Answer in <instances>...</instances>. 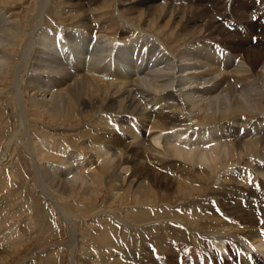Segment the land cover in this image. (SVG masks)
I'll return each instance as SVG.
<instances>
[{"label": "bare ground", "instance_id": "1", "mask_svg": "<svg viewBox=\"0 0 264 264\" xmlns=\"http://www.w3.org/2000/svg\"><path fill=\"white\" fill-rule=\"evenodd\" d=\"M19 1L23 2L24 0ZM247 1L249 0H240L239 7L233 8L235 18L229 28L219 20L221 9H215V5L222 2L221 0H213L212 4L215 11L211 10V15H208L210 10L199 5L198 7L195 5L189 7L190 4H187L188 8L181 7V9L182 15L185 13L190 15V21L199 25V27L194 26V31H191L192 27L189 30L188 35L193 40L205 45L211 43L210 39L223 41L224 44L237 43L238 45L233 47L232 51H239L237 53L239 55L236 54L234 57L239 56V62L246 64L251 75L239 74L238 69L234 68L236 72L233 69L234 72L231 74L216 78L211 77L210 70L214 60L216 64L220 63L221 60L214 59L212 52H208L205 47L200 48L198 46L195 47V49L199 48L196 52L197 58L192 56V62H189L188 65L179 62L177 71H172L173 73L167 78V80H174L176 86H180L181 79L179 78L180 80L177 82V72L187 69L196 70L200 69V66L208 65L209 68L207 69L190 72L194 76H197L198 72L201 73L202 79L200 80L206 88V93L222 87V91L229 96L226 101L227 105L225 104L227 107H223L224 103L220 97L222 92L220 91L217 105H214L213 102L215 101H212L210 107L200 103L198 107L192 108L188 104L193 103L190 100L193 97L189 94H187V98L190 99L179 97V93L177 94V91L172 87L175 86L174 84L164 83L166 78L163 76H166L165 74L160 78L159 76L153 78V81L161 83H154L155 87L152 88L142 86L136 79L130 83L126 81L115 83V79L104 80L101 75L90 74V72L95 74L102 72L101 67V69L91 67L88 71L83 72L71 63L74 67L73 72L65 71L61 67L58 71L52 65L54 62H49L50 69L46 71L45 66H38V62H41L39 58L42 56L49 58L51 52L43 51L45 49L35 44L37 27L44 19L40 12L42 8L38 11L36 8L30 9L32 12L28 13V17L21 21V25H17L18 27H14L15 22H13L14 25L10 28L9 23L6 22L10 31L2 32L0 30L2 32L0 38L2 37L1 40L4 41L3 44L0 43V51L5 54L3 55L7 65L0 71V102L5 101L10 108L14 109L17 122L14 128L16 130L12 134L14 136L9 137L5 142L6 149L0 156V167H5L4 170H7L9 177H11L9 168L13 165V161L11 160L12 156H8V152L12 147L17 149L18 146L30 154L33 153V159L29 161L34 163L35 160L37 164L41 160L57 159L65 153L66 149H72L76 146L83 147L80 153L82 156L85 155V163L81 164L78 171L81 176H84L81 178L87 179L84 180L86 183L89 182V186L86 184L80 188L77 185L78 191H81L82 194L88 193L93 189L94 179L102 178L103 183L112 190L106 207L109 208L113 205L112 203L117 197L125 205L133 203L148 207V211H136L133 218L134 220L150 219L151 222L143 225L132 224L135 227L138 225V230L147 229L152 243L147 244L145 242L147 240L144 241L145 234L147 235L145 231H142L144 234L140 233L142 239L130 238L126 242L123 239L122 242L126 245L125 253L131 255L129 260L127 258L128 261L119 264H127L126 262L128 264H156L154 258L158 264H168L172 261L170 257L172 255L175 259L183 258L182 264H186L185 261L189 260L193 261L190 262L191 264L196 261L195 256L211 255L212 253L214 254L210 258L214 264H231L229 261L235 259V256L241 255L242 252L250 255L252 264H264V125H255L257 119L264 118V42H259L257 39L255 43L258 42V45H252L250 40L249 46L244 47V41L240 42L238 36L231 35L229 31L231 27L237 28L238 25H244L247 29L250 21L255 24L256 29L261 27L259 32L256 30L258 36L264 33V23L261 26L257 25V21L260 22L261 18L256 16V19L252 21L251 18L255 16L249 17V12L244 7ZM38 2H43V0ZM255 2L253 0L249 4L254 6ZM7 3V0H0V6H6ZM132 4L135 11H137L138 6H150V9H155L153 6H156L154 5L155 0H133ZM161 8L156 9L160 10ZM225 15L227 14L225 13ZM206 17L208 18L206 19ZM16 19L18 20V18ZM262 19L264 22V18ZM94 28L92 27L90 30L92 31ZM101 28L95 30L102 32ZM132 29L136 31L138 28L133 27ZM253 33L247 31L245 35L249 36ZM120 35L123 33L117 36H108V34L103 33V37L108 40L111 37L113 40L123 39ZM217 35L220 36H218L219 39L216 38ZM91 36L89 38H92ZM176 39L172 43L166 44L165 47L168 46L174 50L179 46L178 38ZM163 42H167V38H164ZM210 48L212 49V47ZM226 61L229 63L228 59ZM35 65L40 74L48 76L52 81L50 84L56 87L55 92H52L54 88H51L49 83L37 87L34 86L33 81H28L27 71L35 68ZM68 66L70 64L66 67ZM225 66L227 67V65ZM57 72L61 74L56 75ZM115 72L117 71L113 70L109 73L115 74ZM249 77L255 79L254 88L261 89V92L253 94L252 103L247 100L253 107L255 106L254 110L249 109L250 104L248 108L243 106L241 98L235 95L238 90L237 85L244 87L243 82L246 83ZM193 81L189 80L188 83ZM200 84L199 86H202ZM224 84L226 86L223 88ZM28 90L32 91L31 95H28ZM48 94H50L48 103L45 101L42 103L36 98L38 96L45 98ZM59 107H63V111H60L62 114L57 113ZM68 111L74 112V116L83 114L85 116L82 118L85 117V121H90L78 127L80 119L76 117L74 119L71 112L67 113ZM43 115L47 116V123L41 121ZM55 122L56 124H54ZM240 122L243 123L239 124ZM73 123L77 125L70 126ZM58 124L61 127L56 126ZM2 125L4 127L5 124ZM241 127L245 131L252 130L253 127L250 139L245 140L246 135L236 136ZM14 137L16 139H13ZM171 142H175V145H169ZM32 166L34 170L33 185L39 189L40 194L45 199L55 201L54 204L58 208L57 212L69 226L70 241H72L70 242L69 253L73 263L76 264L77 260H75L74 254L77 252L74 248L76 249V242L83 241V239L82 231L78 229L77 225L72 224V219H79L81 216L79 212L78 214L75 212L71 214L63 207H59L61 201L59 199L70 198L71 183L69 180L63 179L49 182L52 176H48L46 179L42 178L41 173L43 172L38 170L35 164ZM197 182L201 184L205 182L206 185L199 187ZM49 184H54V189L51 188L52 186L49 187ZM156 187L160 188L161 193L168 194L167 200L173 196H175L173 197L175 201L178 200V203L174 204L172 208L160 207L158 212L162 213L163 216L158 219L153 216V210H149L158 201ZM55 192L58 199L54 197ZM202 198H206L207 202L205 205L202 202L204 206L201 205L200 207V201L197 200ZM241 200H243L242 203ZM91 209L93 221V224L89 225L91 227L103 219L114 220L109 209H96L94 207ZM7 217L10 215L0 217V221L6 222ZM119 218L126 223L124 215L119 214ZM5 224L0 226V249L4 248L5 243L3 241L7 240V236L13 238L18 236V231L13 227L16 223L13 222L10 225L8 223L6 226ZM103 224L104 226L107 225V223ZM97 229L98 232L94 236L85 235L84 245L85 248L91 250H89L90 253L94 249L101 248L102 242L113 239L114 233L104 232L99 227ZM124 229L126 228L124 227ZM156 230H159L158 234L163 237V240L160 239V235H156ZM238 241L241 242V245L234 251V246ZM191 248L195 254L197 253L193 257L190 254ZM5 251L8 253L7 249ZM160 254H166L169 257L163 258L162 255L159 256ZM187 254L191 256L189 257ZM224 255L227 257L225 258ZM228 258L232 259L226 261ZM239 261L240 264H247L242 256H239ZM93 263L89 261V264Z\"/></svg>", "mask_w": 264, "mask_h": 264}, {"label": "rangeland", "instance_id": "2", "mask_svg": "<svg viewBox=\"0 0 264 264\" xmlns=\"http://www.w3.org/2000/svg\"><path fill=\"white\" fill-rule=\"evenodd\" d=\"M7 1L8 3L6 4V6H0V15H1L0 16V30L2 32L10 31V28H11L10 26L14 24H15L14 27H16L17 25L20 26L21 21H23L25 18L28 17V13L32 12L31 10L36 8L38 11L39 9L42 8L40 12H41V16L44 19L39 23V26L37 27L38 31L35 35V37H37L36 38L37 41L35 42V44L45 49V50L42 49L43 51H47L48 53L51 52L50 53L51 57L48 56L49 58H47V57L42 56L41 58H39L41 62H38L39 63L38 66L39 65L45 66L46 71L50 69L49 62H54L52 63V65L54 66V69H57L58 71H60L59 68L61 67L65 71L70 70L73 72L74 71V67H72L73 65L83 70V72H86V70L88 71V69H91V67L92 68L101 67L102 69L101 68L100 69L103 70L102 72L96 73V74L90 72V74L91 75H101L104 80H114L115 79L116 80V81L114 80L115 83H118V81L119 82L126 81L127 83H130L136 79L140 84H142V86L144 85V86H149L153 88L155 87V84L161 83L159 81H155V80L153 81V78L158 77V76L160 78L161 76H163V74L166 75V76H163L166 79L162 77L163 79L166 80V81L164 80V83L174 84V80H170V79L167 80V78L173 72L177 71L178 63L180 62L183 65L185 64L188 65L189 62L190 63L192 62L191 59H193V57L197 58L196 52L199 48L195 49V47H198V46L200 48L205 47V49L208 50L209 52L211 50L210 47H212V45L210 44L214 43L213 47H216L217 45L216 48L218 49L219 48L218 45H219L220 47L224 48L227 51V53L223 54L222 52H220L219 60H222L221 61L222 66L224 68L218 67L220 64L219 62L217 64L214 63L211 66L212 69L210 70L212 73L211 77L216 78V77H220L223 75L231 74V72L233 73L235 69H238L237 71L239 74L251 75L250 71H248L247 69L248 67L246 66V64L239 62V56L234 57L239 52L237 50H235V52L232 51L233 47L238 45L237 43L236 44H231V43L224 44L223 41L219 42L214 39H210V40L208 39L209 41H211V43L205 42L206 43L205 45L202 42L199 43L193 40L192 37L188 35L189 30L193 28L191 31H194L195 30L194 26L197 25V27H199V25L198 23L195 24L194 22L190 21L189 19L190 15L188 16L186 15V13L185 15H182V9H181V7L188 8V6L194 7V5L195 7L196 6L198 7L199 5V6L205 7L207 10H210L208 12V15H211V12H212L211 10L215 11L216 8L218 9L220 8L221 12L219 14V20L223 23L224 26L229 28L232 23V20L235 18V13H233V8L239 7L240 0H236L233 2L232 0H221L222 2L217 3L215 5V9L213 8V4H212L213 0H209V1L207 0H155L154 5L156 6H153L155 9H150L149 8L150 6L148 7L138 6V8H136L137 11L133 9L134 7V5L132 4L133 0H43V2H38L39 0H24L23 2L19 0H16V1L7 0ZM249 1H247V4L244 6L249 12V17L257 16L259 18H264V6L262 7V5L259 4V3L264 4V0H255L256 2L254 6L249 4L253 0H249ZM171 3L173 4L171 5ZM187 4H190V5L187 6ZM159 7L160 8L162 7V8L160 10L156 9ZM149 9L151 10V12ZM15 12H20L21 14L16 13L17 14L16 16ZM225 13L227 15H225ZM16 18H18V20ZM207 18L208 17H206V19ZM6 22L9 23L8 25L10 28L8 27ZM13 22L15 23L13 24ZM262 24L260 23L257 25L261 26ZM240 26L238 27L243 29L241 32L238 31L236 27H231L229 31L231 35L235 34V36H238L240 42L244 41L243 42L244 47L249 46L248 43L250 42V40H251L252 45L254 44L258 45V42L255 43L257 39L259 40V42L260 41L264 42V33L258 36V32L260 31L261 27H257L256 29L255 24L251 23L250 21L248 23L247 29L244 27V25H240ZM92 27H95V28L92 29L91 31L90 28ZM99 27L100 28L102 27L101 28L102 32L95 30L96 28L100 29ZM133 27H137L138 29L136 31H138L140 34L134 31L132 29ZM62 28H64L65 30ZM263 29H264V25H263ZM1 31L0 33H2ZM247 31L254 32V33L248 36V35H245ZM103 33L108 34V36H115V35L117 36L123 33V35H120L121 37H123V39L113 40V37H111L108 40L103 37ZM90 36L92 38H89ZM178 36L179 37L181 36V37L179 38ZM218 36L219 35L216 36L217 39H219ZM93 37L95 41L92 40ZM164 38H167V42H163ZM176 38H178V41H179L178 47H176L174 50H172L168 46L165 47L166 44L170 42L172 43L173 41L177 40ZM1 39L3 38L2 37L0 38V43L3 44L4 41H2ZM55 39H58L59 43L57 41L55 42ZM61 41L63 42V49H64L65 54H67L68 56V53H70L72 57V59L70 58L71 60H64L65 57L62 60V57H61L62 54L58 55L56 53L60 51L59 49L61 48V45H62V43H60ZM90 41H94V42L90 43ZM137 41H140V43L137 44ZM130 42L134 44L129 45ZM148 43H151V44H148ZM143 44L147 46L150 45L153 48L150 53L146 54L147 60H145L144 64L141 66L140 64L135 63V60L138 58L141 63L143 62L142 61L143 57L141 53H139V49L140 47H142ZM88 45H91V49H92V51L89 53L87 52ZM133 51H136L134 61L131 58V54L133 53ZM190 51L192 55L189 54ZM153 52L155 53L154 60L157 58L156 55L158 53L159 55L158 61L152 66H148L149 63H151L153 60V59L151 60V57L153 56L152 54ZM0 53L2 55L4 54L1 51ZM4 55L3 57L0 56V71H2V69L5 66H7L5 63L6 59ZM85 55L89 57L87 60H84V57H86ZM217 55H219V52ZM230 56H233V57H230ZM215 58L217 57L214 55V59ZM233 58L237 59L234 61V63H233V60H234ZM227 59L229 63H227L226 61ZM71 63L73 65H71ZM174 63L177 65L175 66ZM69 64L71 67L70 66L66 67ZM110 64L112 65L113 68L112 67L110 68ZM2 65L3 67H1ZM225 65H227V67ZM207 66L208 65H205V66L203 65L199 67L200 69H196V70L187 69L181 72L180 71L177 72L176 73L177 82H179V80L181 79L179 82L180 86H176L174 84L175 86H172V87L177 91L176 92L177 94L179 93L178 96L183 99H190V98H187L188 96L187 94L193 97V99H190L192 100L193 103L190 102V104H188L192 108L198 107L200 103L201 104L203 103L202 105L210 107L211 105L210 103L212 101H215L213 102V104L217 105L218 100H219L218 95L220 94L219 92L221 91L222 96L220 97H221V101L224 103L223 107H227L226 101L228 100L229 96L227 95L226 92L222 91V87L220 89L219 88L214 89L212 92L206 93V88L203 85V83H201V80H200L202 79L200 76L201 73L198 72L197 76H194L190 72V71H200V70L207 69L209 68ZM142 67L145 70H143ZM110 69L112 71L115 70L117 72H115V74L109 73V72H112ZM38 71L39 70H37L36 65H35V68H32L31 70L27 71L28 81L29 82L33 81L32 83H34V86H37V87L38 85L39 87H42L46 85L47 83H49L51 88H54L52 92H55L56 87L52 86L53 84H50L52 83V81L48 78V76L42 75ZM60 74H61L60 72L56 73V75H60ZM45 76L46 78H44ZM30 79H33V80H30ZM189 80L190 81L194 80L196 84L194 81H193L194 83L193 82L188 83ZM254 81L255 79L253 77H249L247 81L248 83L246 82L247 84L245 82H243L244 85L241 84L244 87H240V85H237L238 90L236 91V94H235L241 98V102H243V106H246L248 108V105L250 104L249 109L251 108V110H254L255 108V106L253 107L251 105L253 101V98H252L253 94L255 92H261V89L257 87H256L257 89L254 88V85H253ZM197 83L199 84L201 83L200 85L202 86H199V84L197 85ZM225 86L226 85L224 84L223 88ZM184 87L186 88L184 89ZM29 94L30 95L32 94L31 90H28V95ZM36 98L38 101L42 103H44V101L45 103H48L50 101L49 100L50 94L46 95L45 98L41 96L40 97L38 96ZM148 98L146 99L148 100ZM247 100L250 101L251 103L248 102ZM224 110L227 111V109H224ZM13 111L14 109L10 108L5 103V101L0 102V156L5 152L6 140H8L9 137H11L12 134L16 130L14 128L17 122V117L14 115L15 111L14 112ZM60 111L61 112L63 111V107H59L57 113L59 112L58 114H62L60 113ZM70 112H71V115L74 117V119L75 117L80 119V123L78 127L83 126L85 125V123L90 121V120L85 121V117L84 119L82 118V116H85L83 114L74 116V112L72 111H68L67 113H70ZM47 120L48 119L46 115H43L41 117L42 122L47 123ZM262 121L264 122V118L257 119L255 121V125L263 126L264 124ZM3 123L5 124L4 127L2 125ZM241 123L243 122H240L239 124ZM54 124H56V122ZM59 124L56 126L61 127ZM74 125H77V124L73 123L70 126L74 127ZM66 128L68 129V127ZM146 131L147 129L145 130L144 134L146 133ZM252 133H253V127H252V130H249V131H245L244 128L241 127L239 130V133L238 134L236 133V136L246 135L244 139L248 140L252 137L251 136ZM13 139H16V137H14ZM170 144L175 145V142H171L169 143V145ZM82 149L83 147H80V146H76L75 148H72V149L70 148L66 149L65 153H63V155L59 156L57 159L41 160L40 162H38V164L35 160L33 161L34 163L30 162L33 159V153L30 154L28 151H26L25 149H22L21 147L17 146V149L15 147H12L9 150L10 152H8L9 153L8 156L9 157L12 156L11 160L13 161V165L9 168L11 172V177H9L8 171L4 170L6 169L5 167L3 168L0 167V208H1L0 217L10 215V217H7L5 219L6 222L2 220L1 221L4 224L9 223L8 225H10L13 222L16 223V225L13 227H15V229L18 231L17 232L18 236L14 238L11 236H7L6 238L8 241L7 240L3 241V243H5L6 245L4 244V248L0 249V264H75V262L73 263L71 255L69 253L71 249L70 242H72L70 241V235H69L70 233H69V228H68L69 226L66 220H64L60 216V214L57 212L58 208L56 204H54L55 201L53 199L51 200L45 199V197H43L40 194L39 189L35 185H33L34 181H32V177L34 175L33 174L34 170H33L32 164L33 165L35 164L37 169L43 172L41 173L42 178L46 179L48 176H52L49 182L53 180L55 181L57 179L58 180L63 179L65 181L69 180V183H71L70 186L72 188V191H71L72 193L70 194V198L66 197V198L59 199V201L61 200L59 202L60 203L59 207H63L68 213H71V214L74 212L78 214L79 212V215L81 216V218L84 219V220L83 219L81 220V218L72 219V224L77 225L78 229L82 231L81 232L82 239L84 241L83 242L80 240L81 242L80 241H78L79 243L76 242L77 243L76 249L74 248L75 252H77L76 254H74V258L75 260H77L76 264H89V261L94 262L93 264H101L104 262L106 264H119V263H123L124 261L129 260V256L131 254L125 253L126 245L124 242H126V240L128 241L130 238L131 239H135V238L142 239L141 234L142 233L144 234V232L142 231H145V233H147L148 231L147 229L146 231L144 228L142 230H138L137 229L138 225H136L135 227L134 224L138 223L140 225H143L148 222H151L150 219L134 220L133 214L136 211H140V210L148 211V207H144L141 205H135L133 203H129V205H125L123 204V202H121L118 199V197L116 198L117 201L115 200V202L112 203L113 205L110 206L111 208L106 207L107 202L112 195V190L111 188H108L106 184L103 183L102 178L97 179V180L94 179L93 181L94 184H92L93 189L89 191L88 193L86 192L85 194H82L81 191H78V189H76L77 185H79L80 188H82L84 185L86 186V184L87 186H89L88 185L89 182L86 183L87 179L84 178L86 179L84 180L83 178H81L84 176H81L78 171L81 164L85 163V155L82 156L80 153ZM197 183L199 184V187L200 186L204 187V185H206L205 182L204 184L203 183L201 184L200 182H197ZM48 186L49 187L52 186L51 188L54 189L53 188L54 184H49ZM155 190L157 192L158 201L156 205L154 207H151L149 210H153V214H154L153 216H155V218L158 219L159 217L163 216L162 213L158 212V210H160V207L161 208L165 207V209L172 208L174 204L178 203V200L175 201V198H173L175 196L170 197L167 200L166 197H168V194L161 193L159 187H156ZM54 197L58 199V195H56V192L54 194ZM197 201L198 202L200 201L199 202L200 207L201 205L203 207L205 205V202H207L206 198H202L201 200H197ZM202 202L204 203V205ZM242 202L243 200H241V203ZM164 205H168V206H164ZM92 207L96 209L111 210V214L114 220L103 219L99 221L100 223L99 222L98 224L95 223L94 227L89 226L93 224V221L91 219L92 217L91 208ZM119 214L124 215L127 224L123 222L122 220H120ZM1 221H0L1 223L0 226L2 227L3 223ZM103 223H107L108 226L107 225L104 226ZM98 227L103 229L104 232L106 231L112 234L114 233L113 239L111 241L102 242L101 243L102 247L98 249L99 251L97 249H94L92 253H90L91 250L89 248L88 249L85 248V245H84L85 235L94 236L98 232V229H97ZM124 227L126 229H124ZM155 233L157 236L160 235L158 234L159 230L158 231L156 230ZM159 237L160 239L162 238L163 240V237L161 235ZM145 238H144V241L147 240L145 241L147 242V244L152 243L151 237L148 235V233L147 235L145 234ZM122 240L124 242H122ZM240 245H241V242L238 241L236 246H234V251H236L237 247ZM6 249L8 253H6L5 251ZM229 249L232 250L231 247H229ZM190 254L191 255L193 254L195 256L197 253L195 254V251H193V248H191ZM190 254H187V255L191 256ZM161 255L162 254H160L159 256ZM162 257L164 258V257H169V256L165 254V255H162ZM170 257L172 261L168 264H178L179 262L182 264L184 262L183 258L175 259L174 255ZM194 258H198V257L195 256ZM177 259L179 260V262ZM154 261L156 264H158V261L155 258H154ZM126 263L128 264V262ZM163 264H166V263H163Z\"/></svg>", "mask_w": 264, "mask_h": 264}]
</instances>
